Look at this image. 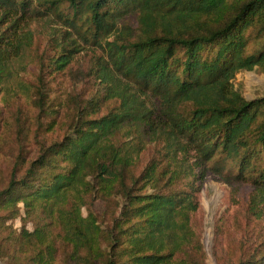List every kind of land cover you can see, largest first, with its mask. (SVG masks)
I'll list each match as a JSON object with an SVG mask.
<instances>
[{
  "label": "trees",
  "instance_id": "trees-1",
  "mask_svg": "<svg viewBox=\"0 0 264 264\" xmlns=\"http://www.w3.org/2000/svg\"><path fill=\"white\" fill-rule=\"evenodd\" d=\"M39 17L63 27L52 67L90 51L97 87L59 108L39 67L34 106L63 133L14 156L0 186V260L205 264L193 215L207 174L249 182L251 209L264 197V96L233 85L241 70L264 71V0H0L1 69ZM21 210L31 231L8 223ZM230 264H264V250Z\"/></svg>",
  "mask_w": 264,
  "mask_h": 264
},
{
  "label": "rangeland",
  "instance_id": "rangeland-1",
  "mask_svg": "<svg viewBox=\"0 0 264 264\" xmlns=\"http://www.w3.org/2000/svg\"><path fill=\"white\" fill-rule=\"evenodd\" d=\"M130 21L134 23L135 17L131 16ZM60 28L63 29L55 18H34L20 35L23 42L21 54L0 68V138L3 145L0 186L19 151H22V157L34 156L38 141L56 139L63 133L59 124L44 119L34 106L39 67L42 65L45 81L51 86L48 88L49 100L54 106L59 104V108L66 104L69 94L80 92L85 97V93L97 87L90 75L93 66L90 51H79L72 63L60 70L52 67L53 53L49 41L61 37ZM233 85L248 99L264 96V71L257 67L241 70L235 74ZM148 100L153 106V119L158 121V102ZM111 102H105L103 112L111 107ZM145 150L140 154L142 164L153 151L152 147L144 153ZM256 193V188L249 182L226 181L212 173L207 174L198 194L199 208L193 215L194 228L205 253V264H230L252 255L257 248L264 250V197L260 198L258 207L250 208V200L256 197ZM101 207V203L96 206ZM20 213V217L8 223L17 230L27 228L31 231L33 221L24 222L21 219L23 210ZM0 264L7 262L0 260Z\"/></svg>",
  "mask_w": 264,
  "mask_h": 264
}]
</instances>
